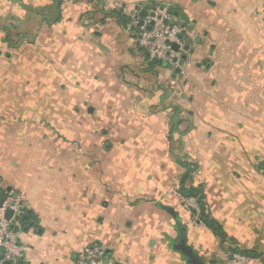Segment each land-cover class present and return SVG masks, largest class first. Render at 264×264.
<instances>
[{
    "label": "crops",
    "instance_id": "1",
    "mask_svg": "<svg viewBox=\"0 0 264 264\" xmlns=\"http://www.w3.org/2000/svg\"><path fill=\"white\" fill-rule=\"evenodd\" d=\"M116 3L151 4L0 0V195L33 219L20 260L264 264V0H154L190 41L173 70L151 67ZM179 160L225 242L179 206Z\"/></svg>",
    "mask_w": 264,
    "mask_h": 264
},
{
    "label": "built area",
    "instance_id": "2",
    "mask_svg": "<svg viewBox=\"0 0 264 264\" xmlns=\"http://www.w3.org/2000/svg\"><path fill=\"white\" fill-rule=\"evenodd\" d=\"M114 7L116 10L122 11L130 19V26L136 29L137 44L146 53L149 60H157L160 63L168 64H172L174 60H177L176 64H178L184 49V42L179 37L182 35V29L180 26H172L169 23L166 10H158L153 17L148 16L141 19L140 12L137 10L129 11L118 3ZM142 21H144V25L140 26ZM151 22L154 24L149 29ZM173 45H178L179 52L174 51ZM4 195L6 200L3 208H0V258L2 257L0 264L4 261L10 262V264H17L23 258L24 253L23 248L19 245L16 233L21 226L24 207L18 200L13 198L11 192H6ZM177 199L179 206L189 215L191 221L194 224L205 227L201 220V206L198 199L184 197L180 192L177 194ZM8 210L12 212V217L9 220L6 218ZM229 257L233 264H252L257 261L256 258L247 257L239 253L232 254ZM77 263L107 264V254L103 248L93 247L81 255Z\"/></svg>",
    "mask_w": 264,
    "mask_h": 264
},
{
    "label": "trees",
    "instance_id": "3",
    "mask_svg": "<svg viewBox=\"0 0 264 264\" xmlns=\"http://www.w3.org/2000/svg\"><path fill=\"white\" fill-rule=\"evenodd\" d=\"M114 14L117 15V18L120 19L123 22H126L128 24L131 23L130 19L124 15L122 13V11H114ZM134 29V28H133ZM136 31V29H134ZM182 41L185 43L187 41L186 37L182 35L181 37ZM143 51V50H141ZM144 52V51H143ZM151 67L160 65L163 66V63L160 62H154L153 60L151 61ZM179 165L181 166V168L183 169L184 173L181 177L180 180V194L184 197H194L197 198L199 201V204L201 206V220L202 222L205 224L206 227L210 228L215 235H217L218 237H220L222 239L223 242H225L226 237L225 234L223 233L221 227L211 218V215L209 214V211L207 209V205L204 202L205 201V193L203 191L202 188H188L187 187V181L190 178V176L193 174V172H195L197 170V166L195 164L192 163H188L185 160H179ZM2 190V189H1ZM4 191V190H2ZM24 207V213H23V217L21 219V225L23 227H32V215H31V210L27 209L24 204H21ZM235 253H239L241 255L247 256V257H251V258H257L258 255L255 254L254 252H247V251H243V250H238V249H234L231 250L230 255L235 254Z\"/></svg>",
    "mask_w": 264,
    "mask_h": 264
},
{
    "label": "water",
    "instance_id": "4",
    "mask_svg": "<svg viewBox=\"0 0 264 264\" xmlns=\"http://www.w3.org/2000/svg\"><path fill=\"white\" fill-rule=\"evenodd\" d=\"M150 2H151V4L148 5V6H146V8L141 12V17H142V18H147L148 16L153 17V16L155 15V12L158 11V10H159V11H165V10H166V12H167L168 14H175L176 16H178V14L175 13L174 10H173L172 8H165L164 6H161V7L158 9V8H156V7L153 6L154 0H150ZM153 24H154V23L151 22V24H150V26H149L148 28L151 29L152 26H153ZM143 25H144V21L141 22L140 26H143ZM171 25L174 26V23H171ZM184 27H185V25L182 24V28H184ZM189 30L191 31L192 29L190 28ZM179 37L181 38L182 35H180ZM189 48H190V41L187 40V41H186V46L184 47L183 51H184V52H188V51H189ZM173 49H174L175 52H179V47H178V45H173ZM186 60H187V56H186V54H184V55L181 57V61L178 62L179 66H180V67H183L184 64H185V62H186ZM153 61H154V62H158L157 60H153ZM176 63H177V60H174L172 64L163 63V67H164V68H169L170 70H173V67H174V65H175ZM178 73H180V70H179V69L177 70V74H178ZM7 192L10 193L11 191L8 190ZM11 193H12V192H11ZM13 198H14L15 200H18V194H17V193H13ZM5 200H6V196H5V195H0V208H3V204H4ZM11 217H12V212H11L10 210H8V211L6 212V218L9 220ZM189 255H191V254L189 253ZM1 259H2V257L0 258V262H1ZM2 264H10V262H8V261H4ZM17 264H23V261H22V260H19V261L17 262Z\"/></svg>",
    "mask_w": 264,
    "mask_h": 264
},
{
    "label": "rangeland",
    "instance_id": "5",
    "mask_svg": "<svg viewBox=\"0 0 264 264\" xmlns=\"http://www.w3.org/2000/svg\"><path fill=\"white\" fill-rule=\"evenodd\" d=\"M150 62L152 61V60H149ZM160 66V65H159ZM31 109H33V106L31 107ZM27 110V109H26ZM25 110V111H26ZM28 110H29V108H28ZM12 123V122H11ZM19 124H21L22 125V127L24 128V127H26L27 125H33V122H29V121H23V122H18ZM56 123V122H55ZM0 124H2V122H0ZM39 124H41L42 126H44V128H47V127H51V125H52V123L51 122H47V121H44V122H39ZM3 130V127H1V125H0V130ZM1 130V131H2ZM50 139V138H49ZM3 155V154H2Z\"/></svg>",
    "mask_w": 264,
    "mask_h": 264
}]
</instances>
